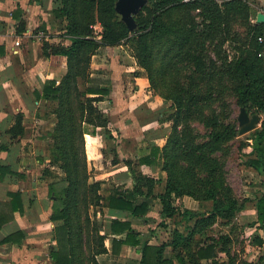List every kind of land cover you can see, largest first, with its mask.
<instances>
[{"label":"trees","instance_id":"obj_1","mask_svg":"<svg viewBox=\"0 0 264 264\" xmlns=\"http://www.w3.org/2000/svg\"><path fill=\"white\" fill-rule=\"evenodd\" d=\"M56 2L53 13L66 42L44 41L42 49L46 56H65L67 70L59 81L49 79L41 91H35L47 115L54 116L48 132L50 162L44 174L51 175L50 168L62 173L48 185L50 220L56 223V245L49 253L52 263L101 264L98 256L109 253L106 242L110 239L116 255L125 245L139 247V264H248L233 249L235 234L215 235L213 228L221 220L235 231L237 215L250 208V199L240 198L227 177V158L239 135L233 99L248 112L261 115L260 124L240 147H251L246 164L264 176V48L257 41L264 35V22L252 21L256 11L243 0H146L129 8L121 7L120 0ZM14 17L19 20L18 32H23L26 22L19 9ZM96 24L102 28L99 38L93 29ZM120 45L129 47L151 88L170 103L167 116L161 119L170 122L164 146L140 145L135 161L124 160L132 188L108 187L104 180L92 179L86 154L85 135H96L101 129L112 165L121 161L120 140L109 129L110 117L98 105L110 95V88L107 81L92 77L91 71L99 49ZM24 132L19 113L9 133L15 139ZM156 163L166 173L159 193L155 188L162 181L141 169ZM5 169L0 166V174ZM8 196L9 202H0V229L15 210L23 211L21 193L9 191ZM184 196L210 202L211 207L206 212L181 208L176 201ZM157 198L159 225L166 227L168 220L173 224L167 241L152 244L132 220L119 218H112L102 232L98 214L104 209L148 222ZM253 208L254 241L264 246V192L253 200ZM15 235L22 234L3 241H13ZM220 253L227 259L219 261ZM259 260L264 262V256Z\"/></svg>","mask_w":264,"mask_h":264},{"label":"crops","instance_id":"obj_2","mask_svg":"<svg viewBox=\"0 0 264 264\" xmlns=\"http://www.w3.org/2000/svg\"><path fill=\"white\" fill-rule=\"evenodd\" d=\"M56 4V0H0V166L7 167L4 174H0V202L10 201L9 191H19L23 204V211L15 210L12 219L0 229V264H53L49 253L56 245L53 239V227L56 223L50 220L52 201L48 185L56 179L44 174L50 162V145L43 139L32 138L40 135V127L37 125L41 120L38 117L41 102L36 99L35 91H41L49 79L59 81L67 70V59L61 55H44L43 43L30 35L32 31L45 26L49 30L57 31V34L61 33V24L53 13ZM18 9L21 20L26 22L23 32H18L19 20L14 17V12ZM120 48L123 49L122 45L103 47L107 50L106 53L110 52L111 62L105 54H96L93 58L99 59L97 62L92 60L91 71L92 77L99 78L103 73V77L108 80L110 95L105 96L98 105L110 117L109 129L120 140L118 151L121 161L112 165L111 157L109 158L107 165L117 169L108 173L109 177L104 180L105 186L116 184L132 188L133 180L124 160L135 161L139 156L140 145L164 146L170 122L159 119L160 125L154 124L157 120L156 114L158 116L162 112V105L155 96L152 97L145 71L137 65L131 54L122 52ZM105 70L110 73L109 77L105 75ZM120 75L121 78L117 79ZM121 82L124 83V88L120 85ZM19 113L23 117L25 132L23 136L12 139L9 129ZM27 136L31 138L27 139ZM85 140L86 154L91 161L97 163L100 156L104 158L103 149L106 148L102 134H86ZM159 166V163L153 166L143 165L141 169L144 173L160 179L163 185L166 173L161 167L158 170L160 176H154L155 173L152 175ZM49 170L55 173L57 168ZM59 175H62L61 171ZM110 177L113 178L111 182ZM155 200L159 201L158 198ZM192 201L196 202L191 197L184 196L177 199L176 204L182 206L181 208H188L187 205L192 204ZM2 207L5 208V213L10 214L9 208ZM160 210L161 203L158 204L157 214ZM98 217L103 223L102 232L112 218L132 220L144 233V227L138 223H146L147 227L151 225V219L142 222L128 217L123 211L107 208ZM148 217H151L150 214ZM18 232L22 235H15L13 241H3L7 236ZM150 242L156 244L152 240ZM106 243L109 253L98 256L101 264L105 261L139 264V247L125 245L120 254L116 255L111 252V240L108 239ZM169 250L170 248L167 253ZM203 263L206 264L205 261Z\"/></svg>","mask_w":264,"mask_h":264},{"label":"rangeland","instance_id":"obj_3","mask_svg":"<svg viewBox=\"0 0 264 264\" xmlns=\"http://www.w3.org/2000/svg\"><path fill=\"white\" fill-rule=\"evenodd\" d=\"M49 29L50 28H48L47 26H45V28H38V30H44L45 32L49 33L51 37V41L47 40L49 43L58 44V43H63V41L66 42L65 38L62 36V32L60 34H57V31L53 29L51 30ZM93 29L95 31V35L99 37V34L102 31L101 26L96 24L94 25ZM122 47L123 49L120 48L122 52L126 51L127 53L131 54V51L127 45H122ZM106 51H107L106 49L104 50L103 48H101L98 50L97 55L105 54L108 61H110V56H111L110 52L106 53ZM93 59H94V62H97L99 57H95ZM105 69L107 70V68ZM108 73L109 72L106 71L105 75H108L109 77L110 73L109 74ZM100 75L101 77L97 79H101L102 81H108L106 80L107 78L103 77L104 76L103 73H101ZM119 77L121 78V75L117 76V79H120ZM120 85H123V88H124V83L121 82ZM119 89L122 90V88H119ZM150 90L153 94L152 97L155 96L157 101L162 105V108H163L161 109L162 112L159 114L160 116L159 115L157 116V114L155 116L157 120H155L156 122L154 124L160 125L159 119H163L165 118V116H167V112H169L168 106L170 103L166 101L159 92L156 93L155 90L151 88V84H150ZM231 106H232L233 118L237 121V124H238V116L240 114L241 107L236 103L234 99L231 100ZM46 112H47L46 107L44 106L43 103H41L40 106L38 107V113H41V120L37 125V127H40L39 128L40 135L37 134V137L33 136L32 138L33 139H36V138L43 139L47 145H50V138H49L48 132L49 130L52 129L54 116L47 115ZM249 113L251 115L253 112H249ZM199 128L202 129L201 126H199ZM101 131H102L101 129H98L97 134H101ZM249 135H250V132L243 134V135H238L237 138L233 141V147H232L231 154L227 158L226 169H227V177H228L229 183L233 186L236 194L240 198L250 199V202H249L250 208L246 209L245 211H242L241 213L237 215V218L235 220V222L237 223V228L235 231L231 230V225H226L224 224V222L220 220L214 226L213 234L215 235H219L222 233H229L232 235L235 234V243L233 244V249L234 251H236L239 258L242 261H246L248 264H264V262L262 263L259 260L260 255H262L263 257L264 246H260L258 243L254 241V234H253L257 231V225H253L254 221L256 220V211L255 209L253 210V200L256 198L259 192H264V176L260 175L254 168L246 164V161L248 160V155L251 151V147L248 145L244 146V148L240 147L241 143H247L246 140ZM26 138L29 139L31 137L27 136ZM90 140L91 139L89 138V142ZM250 141L251 140H249V143ZM106 144L107 142H105L104 144L107 150V154H105L104 158L100 156V158H98L97 163H94L93 161H91L89 157L87 156L88 168L91 173L92 179L106 181V179L109 177L108 173L113 172L114 170L117 169V168L112 169L110 165H107V163L110 162L109 158L111 156L108 153V146H106ZM159 168L160 166L158 167V169H156L155 172L152 173V175L155 173L154 176H157V177L160 176V173H158ZM118 169H121V168H118ZM50 173H51V176L59 175L60 170L57 169L55 173L54 172H50ZM112 180L113 178L110 177L109 181L111 182ZM162 190H163L162 184L156 185V188H155L156 193H159ZM158 204H160L159 201L155 200L153 209L149 213L151 216L150 217L151 225L149 227L146 226V223H143V225L141 223H138V225H141L144 227L145 229L144 231H146L145 234H147V237H150L153 243H156V244H159L167 240L171 236L172 228H173V224H170L171 222H168L169 224L166 227L159 225L161 218L159 214H157ZM187 206L190 210H193V211L206 212L207 210L210 209L211 203L192 201V204H188ZM183 208H186V207L183 206ZM226 259H227L226 255L224 253L219 254L218 256L219 261L226 260ZM205 263L212 264L210 261L205 262ZM103 264H117V263L116 262L106 263L105 261L103 262Z\"/></svg>","mask_w":264,"mask_h":264},{"label":"water","instance_id":"obj_4","mask_svg":"<svg viewBox=\"0 0 264 264\" xmlns=\"http://www.w3.org/2000/svg\"><path fill=\"white\" fill-rule=\"evenodd\" d=\"M146 0H120L121 7L127 6L128 8L134 3L142 4ZM119 4V5H120ZM137 4V5H138ZM256 22H264V13L257 14ZM261 122V115L259 113H250L246 106H242L238 116L239 135L249 133L257 128Z\"/></svg>","mask_w":264,"mask_h":264},{"label":"built area","instance_id":"obj_5","mask_svg":"<svg viewBox=\"0 0 264 264\" xmlns=\"http://www.w3.org/2000/svg\"><path fill=\"white\" fill-rule=\"evenodd\" d=\"M192 1H195V0H182V2H185V3H189ZM243 1L248 2L249 5L256 11V13H260V12L264 13V0H243ZM252 21L255 22L256 18L252 19ZM30 36L39 42L51 40L49 33L45 32L44 30L32 31ZM257 41L258 43L262 44L264 48V35L258 36ZM261 54H263V52Z\"/></svg>","mask_w":264,"mask_h":264}]
</instances>
